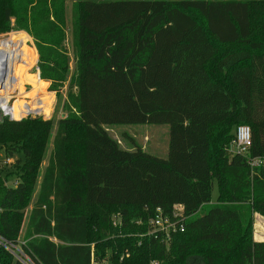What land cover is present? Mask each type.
<instances>
[{
  "label": "trees",
  "instance_id": "1",
  "mask_svg": "<svg viewBox=\"0 0 264 264\" xmlns=\"http://www.w3.org/2000/svg\"><path fill=\"white\" fill-rule=\"evenodd\" d=\"M65 21V0H0V32L31 31L41 78L53 91L68 82L41 177L49 123L0 121L7 158L24 155L0 170V236L24 240L34 264H264L252 237L264 166L248 162L264 157V0H79L73 71ZM121 124H168L167 158L124 147L106 128ZM239 125L249 157L230 149ZM175 204L189 218L167 246L149 221ZM0 264L23 263L0 244Z\"/></svg>",
  "mask_w": 264,
  "mask_h": 264
},
{
  "label": "rangeland",
  "instance_id": "2",
  "mask_svg": "<svg viewBox=\"0 0 264 264\" xmlns=\"http://www.w3.org/2000/svg\"><path fill=\"white\" fill-rule=\"evenodd\" d=\"M79 0H65V29L67 33V40L66 44L69 49V53L71 54L72 62L71 68L73 71L74 67V60H73V46H72V21H73V12L76 4ZM15 19H13V23H15ZM31 23V20L29 21ZM10 34H15L17 39H22V43L26 40L24 49L25 58H23V62L21 64V68L25 69V74L22 73L23 78L18 79V88L19 95L14 94V98L12 99V115L14 118L19 119L21 116L27 114L28 112L37 111L38 114H30L28 117L34 118H41L42 120L49 123L50 127V143L48 144V150L46 152V157L43 159L42 163L40 164L39 175L43 173L45 167L48 163V158L52 149V139L57 130L59 121L62 117L66 116V111L64 110V105L67 100V93H68V82L62 87L59 91H53L50 89L51 82L46 81L41 78L40 72L38 70V61H39V53L35 44V37L31 31L26 29L19 30V29H12L6 32H0V41L1 39L10 36ZM20 34V35H19ZM13 36V35H12ZM11 44L15 41L11 40ZM3 41V40H2ZM8 44V39L4 41ZM9 45V44H8ZM216 45L220 50L226 48L227 46H223L216 42ZM24 57V55H23ZM19 68V66H16ZM35 74L37 78L45 81V89L42 91L36 90L32 87L31 84H26V81H35L34 76ZM29 74V76H27ZM22 81V82H21ZM21 82V83H20ZM51 100V101H50ZM53 103L51 105V110L49 109V103ZM40 104L42 110L35 109L33 104ZM15 105L17 106L16 111L18 112V116L14 115ZM27 117V118H28ZM107 130L111 133V135L119 138L122 142V145L127 148H134L136 145L142 147L147 152L154 154L156 156L167 158L168 156V149H169V126L168 124H121V125H109L106 126ZM7 154L2 145L0 144V164H4V168L1 171L4 176L7 175L8 172V163H7ZM12 158V161H16L18 159H23L24 155L22 152H16ZM7 167V168H6ZM17 176L15 174H11L8 176V184L13 186ZM36 195V194H35ZM35 195H33L32 202L29 206L27 211V215H29L30 210L33 206V202L35 200ZM219 195V189L217 183L214 184V189L212 193V202H217ZM28 217H26V222L24 224V232L27 226ZM25 235V234H24ZM24 235L21 236L24 239ZM252 237L254 240L264 241V216L255 213L254 214V223L252 227ZM168 246V245H167ZM173 264L171 259L165 260ZM99 264V261L96 260ZM107 263V261L105 260ZM164 262V261H163Z\"/></svg>",
  "mask_w": 264,
  "mask_h": 264
},
{
  "label": "built area",
  "instance_id": "3",
  "mask_svg": "<svg viewBox=\"0 0 264 264\" xmlns=\"http://www.w3.org/2000/svg\"><path fill=\"white\" fill-rule=\"evenodd\" d=\"M5 37L2 40H6ZM9 72H12V68L9 65V60L6 52L0 51V121L4 118L13 120H21L27 118L30 114H38L37 111L28 112L21 116L19 119L14 118L12 115V99L14 94L19 95L18 90H14L11 93L6 89V82L10 84ZM253 145L252 130L248 125H239L235 130V137L231 142L230 149L233 153H239L249 157L251 148ZM12 162L10 158H7V163ZM249 164L252 168L264 166V157H249ZM4 164H0V170ZM17 184V182H15ZM189 216L186 214L183 204H175L171 211L166 212L163 208L158 207L153 217L149 221V230L147 235L154 236L156 239H160L166 245H170L175 234L183 232L186 228V222ZM115 224L117 221L115 220ZM0 244H2L8 251H10L17 260L23 264H34L30 256L23 248L25 244L24 240H19L18 243H13L0 236ZM129 255V254H127ZM93 264H98L93 259ZM99 264H109L105 261L99 262ZM151 264H160L158 261H152Z\"/></svg>",
  "mask_w": 264,
  "mask_h": 264
},
{
  "label": "bare ground",
  "instance_id": "4",
  "mask_svg": "<svg viewBox=\"0 0 264 264\" xmlns=\"http://www.w3.org/2000/svg\"><path fill=\"white\" fill-rule=\"evenodd\" d=\"M7 39L9 45L6 42H4L6 40L0 41V51L7 53L9 65L12 68V72H9L8 75L9 79L11 80L10 81L11 85H9L8 82H6V89L11 93L14 90H18V88L16 87L18 86L19 83L18 79L23 78L21 64L25 60V59L23 60V58H25V54H24V49L22 47L23 46L25 47L27 40L24 43H22V39H17L16 37L11 35ZM9 39L14 40L15 42L11 44V41ZM16 66H19V68L15 69Z\"/></svg>",
  "mask_w": 264,
  "mask_h": 264
},
{
  "label": "crops",
  "instance_id": "5",
  "mask_svg": "<svg viewBox=\"0 0 264 264\" xmlns=\"http://www.w3.org/2000/svg\"><path fill=\"white\" fill-rule=\"evenodd\" d=\"M115 137V136H114ZM115 138H117V137H115ZM118 140H119V142L122 144V142H121V140L119 139V138H117ZM127 148V147H126ZM11 160H12V158H11ZM27 228V227H26ZM25 228V229H26ZM26 231V230H25ZM25 234V232H24V227H23V229H22V236Z\"/></svg>",
  "mask_w": 264,
  "mask_h": 264
}]
</instances>
